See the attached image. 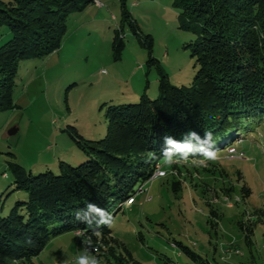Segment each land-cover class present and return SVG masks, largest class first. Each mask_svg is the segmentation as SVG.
<instances>
[{"label":"trees","instance_id":"16d2710c","mask_svg":"<svg viewBox=\"0 0 264 264\" xmlns=\"http://www.w3.org/2000/svg\"><path fill=\"white\" fill-rule=\"evenodd\" d=\"M121 1L123 25L113 39L114 59H121L126 49L123 26L128 24L148 52V67L158 69L159 96L151 99L144 92L136 103L109 104L107 133L100 140L84 138L73 126L66 129L85 155L78 166L60 160L58 174L48 168L34 174L18 162L8 163L13 191L27 196L8 215L0 212V264H34L50 241L66 232H84L85 247L97 260L139 264L111 229L136 188L149 182L160 162L169 158L176 161L169 175L179 194L183 181L175 173L189 170L192 175L184 160L201 161L206 151L233 145V133L264 128V0H174L180 28L195 36L187 46L198 70L189 86L170 81L154 57L153 36L142 33L127 0ZM93 4L94 0H0V27L7 26L12 34L0 46V114L17 107L20 62L58 51L69 18ZM205 132L212 133L215 146ZM221 190L229 197L235 192L234 186ZM242 191L244 198L252 194L247 185ZM206 203L216 229L219 212L212 202ZM254 214L257 221L239 222L248 245L264 209ZM179 245L198 264H218Z\"/></svg>","mask_w":264,"mask_h":264},{"label":"rangeland","instance_id":"374dc122","mask_svg":"<svg viewBox=\"0 0 264 264\" xmlns=\"http://www.w3.org/2000/svg\"><path fill=\"white\" fill-rule=\"evenodd\" d=\"M99 2L69 18L58 51L43 59L20 62L14 94L17 107L0 114L2 215H8L16 202L27 196L13 191L9 162H18L34 174L45 171L47 164L58 174L60 160L78 166L85 155L66 129L73 126L84 138L100 140L107 133L109 104L136 103L144 92L151 99L159 96L158 69L148 67V52L128 24L123 26L126 49L121 59H114L113 39L123 25L122 1ZM173 2L127 0V6L142 33L153 36L154 57L170 81L189 86L198 70L197 59L187 46L195 36L180 28V10ZM11 37L7 26L0 27V46ZM14 128L18 132L10 135ZM233 135L231 155L226 148L217 151L216 160L205 164L198 158L184 160L183 166H188L192 175L189 170L183 175L175 173L174 177L183 181L179 194L174 192L169 175L171 163L176 161L162 160L158 169L162 167L167 175L155 178V173L153 180L141 188L139 185L116 214L111 224L113 235L127 246L136 262L198 264L182 251L179 244H183L218 264H264V217L254 227L251 245L239 226L240 221H257L255 210L264 209V128L253 126ZM205 166L209 170L203 169ZM246 185L252 194L244 198ZM230 186L235 192L229 197L221 188ZM207 201L220 215L216 229L209 222ZM77 234L66 232L52 239L34 264H79L81 257L87 264L102 262Z\"/></svg>","mask_w":264,"mask_h":264},{"label":"clouds","instance_id":"9594fccd","mask_svg":"<svg viewBox=\"0 0 264 264\" xmlns=\"http://www.w3.org/2000/svg\"><path fill=\"white\" fill-rule=\"evenodd\" d=\"M205 136L206 138L212 142V144L214 145V142L212 140V133L211 132H205ZM215 146V145H214ZM217 159V151L216 148H214V150L211 151H206L203 154V157L201 159V164H205L208 161H214ZM110 225V224H109ZM97 235H99V233H97ZM79 264H87V261L85 259H83L82 257L79 259Z\"/></svg>","mask_w":264,"mask_h":264},{"label":"bare ground","instance_id":"6f19581e","mask_svg":"<svg viewBox=\"0 0 264 264\" xmlns=\"http://www.w3.org/2000/svg\"><path fill=\"white\" fill-rule=\"evenodd\" d=\"M230 148H231V147H230ZM230 148H228V152H229V149H230ZM234 148H236V147H234ZM232 151L235 153L236 150L233 149ZM157 171H160V170L158 169ZM157 171H156V174H158ZM156 174H155V175H156ZM164 175H165V173H160L159 175H157V177H163ZM165 176H166V175H165ZM152 179H153V177H152ZM142 187H143V186H142ZM141 190H143V189H141ZM78 233H79V234H83V237H84V232H78ZM81 237H82V236H81ZM83 237H82V238H83ZM238 252H239V251H238ZM236 253H237V252H236ZM236 253H235V251H234V254H236ZM100 263H101V264H107L106 262L103 263V261L100 262ZM100 263H98V264H100Z\"/></svg>","mask_w":264,"mask_h":264},{"label":"built area","instance_id":"2783aa9c","mask_svg":"<svg viewBox=\"0 0 264 264\" xmlns=\"http://www.w3.org/2000/svg\"><path fill=\"white\" fill-rule=\"evenodd\" d=\"M94 3H100L99 0H94ZM229 155L232 154V152H228ZM238 156H240V158H244L245 154H238ZM160 173H166L165 171H162L160 168V171H158V174L155 175V178H157V175H159ZM78 236H83V234H77Z\"/></svg>","mask_w":264,"mask_h":264},{"label":"water","instance_id":"95a60500","mask_svg":"<svg viewBox=\"0 0 264 264\" xmlns=\"http://www.w3.org/2000/svg\"><path fill=\"white\" fill-rule=\"evenodd\" d=\"M17 132H18V129H17V128H14V129H12V130L9 132V134H10V135H15Z\"/></svg>","mask_w":264,"mask_h":264},{"label":"crops","instance_id":"0c3cea01","mask_svg":"<svg viewBox=\"0 0 264 264\" xmlns=\"http://www.w3.org/2000/svg\"><path fill=\"white\" fill-rule=\"evenodd\" d=\"M138 95H140V93H139ZM138 95L136 94L135 96L138 97ZM69 161H71V160H69ZM71 162H72V161H71ZM44 166H45L46 168H48V166H50V165L47 164V165H44ZM43 169H45V168H43ZM57 170H58V169H57Z\"/></svg>","mask_w":264,"mask_h":264}]
</instances>
